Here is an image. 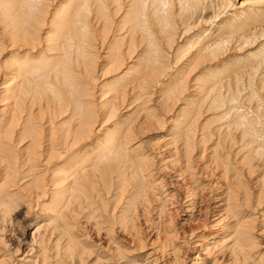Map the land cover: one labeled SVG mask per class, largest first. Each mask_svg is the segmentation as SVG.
<instances>
[{"label":"bare ground","instance_id":"obj_1","mask_svg":"<svg viewBox=\"0 0 264 264\" xmlns=\"http://www.w3.org/2000/svg\"><path fill=\"white\" fill-rule=\"evenodd\" d=\"M232 2L0 0V264H13V257L18 252L17 246L10 248V251L4 250L8 247L6 237L11 235L3 233L7 214L18 207L22 198L25 201L22 204L30 212L32 201L36 206L38 200L45 197L49 203L47 206L41 204V212L35 216L39 220H36L32 229L31 246L27 249L29 253L22 259H16L22 260L17 264H106L105 261L115 264L113 261L116 258L111 256L112 252L104 260L101 257L102 250L96 251L92 242L78 238L73 231L74 222L71 223L68 220L70 215L66 214L70 213L74 220L79 216L91 220V225L100 235V232L105 231L106 234L113 233L114 225L122 228L127 218L135 215L133 221L137 219L136 203L141 204L140 209L143 208L141 211L144 213H148L153 204L158 207L157 213L165 211L166 198L163 200L160 192L156 191L161 188L158 174L164 169L155 165V155L139 154L142 150L138 146L130 145L132 148H129L127 144L135 136L136 129L143 131L153 122L157 124L156 129L162 128L164 117L161 115L164 114H157L155 110L164 111L175 102H181L183 106H179V114L164 129L163 136L167 141L163 145L170 147L165 151L168 155L182 153L169 161L173 166L179 164L178 178L188 179L203 187L197 178L209 164L219 169L223 179L228 182L231 181L230 172L235 173L237 170L235 164L248 165L249 170H252L250 174L257 171L264 173V56L260 55L262 60L258 59L255 64L249 63L251 67L247 64L240 68L241 65H238L232 71L223 62L221 68L214 65L221 61L223 54L230 48L237 51L257 40H254L255 35L244 36L249 31L243 28L246 20L241 14L243 12L246 16L255 8L262 9L264 0H243L236 9L232 8L233 25L228 27V32L221 29L220 36L208 35L211 37L206 39L202 34L207 28L206 34H210L211 29L215 30L213 26L217 20L231 13L229 9ZM248 5L251 8L246 7ZM244 7V10L239 11ZM254 12L258 13L257 10ZM217 26L221 28L222 23ZM255 32L264 36V28H256ZM98 48H103V56L100 50L98 53ZM255 48L253 56L249 52V57L255 58ZM259 51L264 55V50ZM238 62L237 57L231 64ZM119 69L124 72L120 79L123 83L118 88H110L109 99L102 97L104 103L100 102V106H109L102 111L109 119L110 116H118L119 104L126 103L127 107L134 103V115L143 111V120L139 124L134 123L133 117L131 121L134 124H128L129 115L126 121L121 120L119 124V121H114V125L99 138L96 134L99 128H95L103 125V118L101 121L97 117L98 108L91 107L96 101H93V105L87 100L94 95L88 84L95 81L98 71L108 74L121 71ZM200 72L201 76L198 75ZM256 76L260 84L255 81ZM189 78L194 81H191L193 88L191 86L190 94L184 96L186 88L190 86L187 83ZM205 86L209 88L206 93ZM246 88L249 89V98L255 102L251 107L254 113H249V108H244L241 103L243 97L240 98V94L243 91L240 90L246 91ZM153 98L154 104L146 105ZM112 99H118L119 104H113ZM98 105L96 107H100ZM228 116L231 120L225 119ZM226 121H230V124H225ZM229 128L235 132L234 135L240 133L239 136H234ZM222 130L227 132L224 136L220 133ZM92 142L91 146L86 147L87 143ZM194 149L197 150L196 157L204 159L205 156H211L210 160L205 158L203 165L194 167L190 163ZM231 156L241 160L233 159L236 162L231 163ZM54 158L61 159V167H41ZM158 159L160 161L159 156ZM259 162H263L261 168ZM262 178L258 181L254 179L259 187L256 189L257 196L249 194L256 197L255 203L251 197L250 200L246 198L247 203L243 200L248 211H256L254 216L250 215V220L246 219V213L240 211L238 203L241 198L230 189L231 185L228 182V185L224 184L225 192L220 188L222 186L218 187L225 197L222 199L224 202L219 204L223 207L216 210L213 214L215 218L211 220L217 229L202 236L195 232L189 234V240L194 239L191 243L195 242L200 249L203 247L204 251H201L208 256L209 261H198L197 257L200 256L196 254L191 264H225L218 260L225 253L234 264H264V253L259 251L255 254L253 251L259 246L252 235L253 224L257 225L262 220L258 221V217L264 219ZM131 179H134V189L130 193ZM47 183L50 184V192L46 196ZM160 185H164L163 181ZM213 185L208 186L210 192ZM245 187L242 189L244 195L249 190L248 186ZM189 188L192 189L187 190L184 198L185 202L189 201V205L193 206L201 201L200 194L197 195L195 186ZM237 189L241 190L239 187ZM262 223L258 224L257 230H264ZM131 228H134L133 222ZM164 234L160 246L172 256V264H182L178 255L180 244L186 238L175 244L172 239L175 236L177 238L176 229ZM210 235L218 237L217 240L213 239L211 245L205 244L206 237ZM109 240L115 245V256L127 255H124L125 250H121L122 246L114 238ZM189 240H185L184 244H190Z\"/></svg>","mask_w":264,"mask_h":264},{"label":"rangeland","instance_id":"obj_2","mask_svg":"<svg viewBox=\"0 0 264 264\" xmlns=\"http://www.w3.org/2000/svg\"><path fill=\"white\" fill-rule=\"evenodd\" d=\"M232 1L233 2H232V4H230L231 6H230V9H229L231 11V13H227V14L224 15V17L222 16L220 18V20H217L216 25L213 26V28H215V30H212V29L210 30V32L212 34L211 33L210 34H206V31L208 32V28H207L206 31H204L202 33L205 36V39H206V37L209 38V37L213 36L214 34H216V36H220V33L219 32L221 31V29H225L226 32L229 31L228 30L229 29L228 27H230V26L233 25V20H232L233 17H231L232 14H233V12H234L233 9H236L238 7V5L241 3V1H243V0H232ZM70 4L72 6L73 2L70 3ZM246 7H249V5L246 6ZM249 8H251V6ZM244 9H245V7L242 8V9L240 8V10L239 9L238 10L239 11H242ZM254 10L255 11L257 10L258 13H256V12L252 13ZM253 11H251L248 14H246V16L242 12L241 16H242V18H244L246 20V24L243 27L244 30L251 32V33L248 32L247 34H244V36H251V35L253 36V35H255L254 36V40L256 38H257V40L253 41L254 43H252L250 46L243 47V48H241L240 50H237V51H235V50L233 51V49L230 48L225 54H223V57H221V61L218 62V64L220 66L218 64H214L218 68H221L222 67V64H225L226 66H228L229 70L232 71V70H236V68L238 67V65H241L240 68H243V67H246L247 64H249V63H254L255 64L256 61L258 62V59H259V61L262 60V57H260V55L261 56H264V55L261 54L262 52H260L259 49H261L262 51L264 50V48L262 47L264 45V36H260L258 32L257 33L255 32V30H256V28L257 29L264 28V7L262 5V9L258 10V9L255 8V9H253ZM242 18H241V20H242ZM257 20H258V22H257ZM220 23H222V27L221 28H219L217 26ZM208 35H211V36H208ZM258 41H260V42L258 43ZM260 43L263 44V45L261 46ZM255 47L256 48L258 47L257 48L258 50ZM254 48H255V50L257 52V53L254 52V55L257 54V55H255V58L252 57L253 56ZM99 50H100L101 53L99 52ZM97 51H98V53H100L101 56L104 55L103 54V51H104L103 48L102 49L98 48ZM249 52H252V56L251 57H249V55H250ZM247 54H248V56H247ZM237 57L239 59L238 64H231L233 62V59L234 60H237ZM251 58H253V60H251ZM231 59H232V61H230ZM247 59H249L248 62H247ZM250 60H251V62H250ZM250 67H251V65H250ZM218 68H214V69H218ZM119 70H121V69H119ZM260 71H263V69H261ZM201 72H202V70H201ZM201 72L198 75L201 76ZM102 74L103 73H100V71H98L97 74H95V76H96L95 77V81H93L95 83L93 84V82H92V84H91V81H90V83L88 84V85H90V89L92 90V93H94V95H93V98L87 99V100H89V102H92L93 105H94V102L96 101V103H95L94 106H91V105L90 106L91 107H94L95 109L98 108L99 110H101V111H99L97 109L96 114L98 115L97 117L100 120L103 118L102 119L103 121L101 120L103 122L102 123L103 125H98V127H97L96 126L97 123H95L96 125L94 124V126H96L95 129H98L99 128L97 131L100 134L96 132L97 137H99V138L102 137L103 136V133L106 132L108 129H110V127L112 125H114V121H119L118 122V124H119L122 121H126L125 119H128L129 118L128 117L129 115H131V116H130V118L128 120V124L133 123L131 121V119L133 117L135 118V119L134 118L132 119V120H134V123L135 122H138V124H139L143 120V118H142L143 111L142 112L141 111H138L139 113L137 112V114H136L138 116L134 115L136 113L135 111H133V109L135 107V104L134 103H132L130 105H127V107H126V103L124 105H121V104H119L118 99H112V101H113V104L116 103V106H117V104H119V106L117 107V110L119 111V114L120 115L118 113H116V114H118V116L117 115H113L114 117L113 116H110L109 119H107L105 117V112H103L102 110L108 109L109 106H107L108 107L107 108L106 106H100V104L101 103H104L103 99H106V97L108 99L110 98L109 96H111V94L108 92V91H110V88H112L114 86L116 88H118V87L121 86V84L123 82L120 79L123 76L122 74H124V72H123V70H121V71H117L116 73L111 72V73H108V74H103V75ZM202 74H204V73H202ZM259 75H257V76H259ZM257 76H256L257 79L255 81L257 82V84H260L261 81H259L260 79L258 80V77ZM117 78H119V81H118ZM111 79H112V81H111ZM114 81H115V83H114ZM191 81H193V80H190V78L187 79V83H190V84H188L190 86H188V88H186V90H185L186 93L184 92V96L189 95L190 94V92H189L190 89L193 88V84H192ZM111 82H113V83H111ZM163 82H166V80H163ZM101 84L103 86H105V84H106V87L103 88V86ZM113 84H115V85H113ZM101 87H102V89H100ZM106 88H109V89H106ZM208 89L209 88L207 86L204 87L205 93H206V90H208ZM246 89H247L246 91H244L242 89L240 90V92L243 91L242 92L243 94L242 95L240 94V98L241 97L244 98V100L242 98V100H241L242 102L241 103H242V105H244L243 106L244 108L245 107L246 108H249V113H254L255 111L252 108H253V105H254L255 102H253V100L250 99L251 97H250V95L248 93L249 92V89L248 88H246ZM201 90H202V87H201ZM99 92H102V93L100 94ZM244 92H245V94H244ZM98 94H99V96H98ZM102 97H103V99H102ZM98 99L99 100L102 99V100L99 101ZM98 101H99V105L97 103ZM154 101L155 100L153 98V100H151V103L148 102V103H146V105H148V104H149V106L150 105H153L154 104ZM97 105L100 106L102 109L100 107H96ZM123 106H125V107H123ZM171 106L166 107V109L164 111L163 110L161 111V109H158V110L156 109L155 110L157 112V114L158 113H160V114L163 113L164 115L166 114V116L161 115V116L164 117V121L161 122L163 124L162 128L159 127L160 129L159 128L156 129L157 128V126H156L157 124L155 125L154 122H153V123H150L151 125L149 124V126L143 128L144 133L140 129H136L135 136L134 137H131L132 138L130 140L131 142L129 144H127L129 148L131 146L132 147L133 146H138V148L142 150L141 152H139V154H143L142 152H144V154L146 153L149 156L150 155L151 156L152 155H155V158H154L155 165L156 166H159L158 167L159 169H161V168L164 169V171H161V172L159 170L160 173L158 174L159 181L160 182L163 181V184L164 185L161 186L160 185V182H159V187H161V188H159L160 190L158 188L156 189V191L158 193L160 192L159 194H161L163 196L162 197L163 200L165 198L167 199V200L165 199V201H164V210L165 211L161 213L162 216H161V214L157 213V208L158 207L156 208V206H154V204H153L154 207L151 205L152 208L150 209V211L148 213H146V212L144 213L143 211H141L143 208L140 209V207H142L141 204L138 205L136 203L134 206L136 207L135 209H137V208L138 209L137 210L134 209V210H135V214L137 213L136 214L137 215V219H135L133 221L134 216H135L134 215L132 218H129V219L127 218L126 219V221L124 222L125 227H124V224H123L122 228H117L114 225L113 226V230H112L113 233H111V234H108L107 233L108 234L107 235L106 234V231H105V233L104 232H100V235H99L98 232H97L98 234L96 233L95 226H92L93 223L91 222V220H87L83 216L82 217L81 216L75 217V220H74L73 219V216L70 213L69 214H66V215H68V216L70 215V217H72V218L69 217L68 220L71 223L74 222L73 223L74 224L73 231L77 233L78 238L79 239H82L83 241H90V242H92V246H93V248L96 251L98 249L102 250L103 253H102V256L101 257H103L104 260L108 259L109 253L112 252V254L111 253L110 254H111V256L113 255L112 256L113 258H116L113 261L114 263L116 262L115 264H119V263H121V264H125V263L126 264H172V262H171L172 256L170 257V255L167 254V251L165 250V248L162 249V247L160 246V244L162 243V240H163L162 236L165 235L164 233L167 232V231H168V233H170L173 229H176L177 230V238L175 236V238L172 239V243L178 244V242L180 243V241L182 240L183 237L186 238V239H184V241L185 240H189V234L190 233H194L195 232L196 234L202 236V235H206L207 233H210V231L216 230L217 229V225L215 223H212L211 220H214L215 217L213 216V214L216 212V210H218L219 208H222L223 207V206L220 207L219 204L224 202V201H222V199L225 197V195L223 193H220L221 192L220 190L224 189V192H225V190H226L225 189L226 188L225 185H228V184L231 185L230 189L232 191L238 193L239 196H240V198L242 199V200L240 199V201L242 203L239 201L238 206L240 207L239 208L240 211H243L244 213H246V219L250 220L251 217L254 216V212H256V211L253 212V210H249L250 212L248 211V209L246 208V203L248 202V201H246V198H248L249 200L252 198L253 204L255 203V198H256L255 196H257L256 193L258 192V190H256V189L259 188V187L257 188V183L256 182L258 181V179H260V178L263 177L264 173L263 172L261 173V172H258L257 171L254 174L253 173L250 174L252 170H249V166L248 165H242V164L241 165H237V164H235V162L241 160V158H239V159L236 158L237 159L236 160L235 157H233V156H231V158L229 157L230 158L229 161L231 163H234L235 166H236V168H237V170H236L235 173L230 172V174H229V179L231 180L229 182L231 184L227 180L223 179V177H222L223 175L221 174V172H219V169L215 168V166H213L212 164H209L207 167L204 168V170H201V172H200L201 174L197 178L198 180H200L201 186H203V187H200V185H197V184H193L192 182L188 181V179L187 180L186 179L185 180H181L180 178L177 177V176H179V174L177 173V168H178V165L179 164L176 163L177 165H174L173 166L172 164H170L169 161L173 157H176L177 154H180L181 155L182 153H177L174 156L173 155H168L167 152L165 153V151H167L168 148L170 149V147H168L167 145L166 146L163 145L167 141L166 139H164L166 137H164L163 134L165 133L164 132V129L167 128V127H169V125L172 123V120L176 117V115L179 114V111H180L181 107L183 106V104H181V102H178V103L175 102ZM179 106H181V107H179ZM250 111H252V112H250ZM101 114H104V115L101 116ZM115 116H117V117H115ZM121 117H122V119H121ZM165 117H167L168 119L165 118ZM123 118H124V120H123ZM136 118H137V120H136ZM140 118H142V119H140ZM225 119L226 120H231V118L229 116L227 118L225 117ZM226 122H225V124H227V125L230 124V121H226ZM104 123H106V124L104 125ZM223 124H222V127H225V125H223ZM94 126H93V128H94ZM147 128H149V129H147ZM229 130L234 135L235 132H233L232 129H230V128H229ZM222 131H224V132H222ZM222 131L220 133H221L222 136H224L223 134H225L227 132H226V130H222ZM137 133H138V136H137ZM216 133H217V131H216ZM239 134L236 133L234 136H239ZM97 137L94 139V142L96 141ZM92 144H93V142L92 143H87L86 144V147H89ZM162 152H163V154H161ZM207 152L205 153V155L208 154ZM196 153H197V150L194 149L192 151V153H191L192 155L190 156L191 157V162L190 163H193L194 167H200L201 165L204 164V162H205L204 159L207 158V156H205L204 159L202 158L203 159L202 160V159H199L198 157H196L197 156ZM158 156L160 158V161L158 159ZM210 157L211 156H209V158H207V159L210 160ZM161 158L164 159L163 162L161 161L162 160ZM233 159L236 160V161H233ZM200 160L203 161V162H200ZM60 161H61V159L54 158L49 164H46L45 166H41V167H44V168L47 167L48 168L50 165H54L53 168L57 169V168L61 167ZM163 164L168 165L169 168L168 167L166 168V166L163 167L164 166ZM261 164L263 165V162H259V168H261ZM212 168H214V170ZM196 169H198V168H196ZM205 171H207V172H205ZM213 171H214V175H213ZM165 172H166V174H165ZM243 173L246 174V175H248V176L244 175ZM0 174H1V172H0ZM206 174H207L208 177L206 176ZM210 174H212V175H210ZM242 175H243V177H242ZM238 178H239L240 182H238L239 181ZM254 179H256L257 181L254 180ZM242 180H244V181H242ZM130 181H131V183H130V186L129 187H130V190H131L130 193H131L133 191V189H134V185H133L134 184V179L133 180L131 179ZM263 181H264V179H263ZM227 182H228V184H227ZM253 182H255V183H253ZM185 183H186V185H185ZM189 183H190V186H189ZM209 183L212 184V185L215 184V185H213V189L211 190V192H210V189L208 187V186H210ZM243 184H245V185L243 186ZM193 185L196 187L197 195L199 196V194H200L199 197H200V200L201 201L198 200L199 202H197V204L195 203V204H193V206H191V205H189L190 204L189 201L188 202H185V198H184L185 196L184 195L187 192V190L190 189L189 187H191V186L194 187ZM254 185H256V186H254ZM186 186H189V187L186 188ZM204 186H205V188H204ZM219 186H222V187H220L222 189L218 188ZM247 186H248V188H247ZM197 187H198V189H197ZM238 187L241 188L240 191H238L239 190V189H237ZM243 187H245V189L247 188V190L249 189L247 191L248 193L245 191V193H246L245 195H244V190H242V189H244ZM252 188H254V189H252ZM49 189H50V184L47 183V185H46V196H47V193L50 192ZM250 192H252V193H250ZM254 192H255V194H254ZM168 194H169V196H168ZM249 194L250 195L252 194V195H255V196H250ZM161 195H160V197H161ZM214 195H217V196H214ZM246 195L248 197H246ZM209 197H210V199H209ZM196 198H198V197H196ZM205 200L206 201L208 200L207 201L208 203ZM218 201H220V202L219 203H216ZM139 202H140V200H139ZM22 203H25L24 198H22V201L20 199L18 207H15L14 209H12L7 214L8 215L7 216V220H6L7 223L5 222V224H4L5 226H4V230H3V233L4 234H11L9 237H6V238H8V240L6 239V243L8 244V247H6L4 250L10 251L9 249L12 248L13 246H15V247L17 246V249H18V252L16 253L17 255H15V257H13V259H14L13 264H17L18 262L22 261V260L16 261V259H22L25 255H27L26 253H29V252H27V249L31 246L32 229L34 228L35 223H37L36 220H39L38 218L36 219L35 216L39 212H41L40 205L41 204H44V205L47 206V204L49 203V200H48L47 197H45L43 199H39L38 202L36 203L37 204L36 206L33 205V201H32V203L30 205V206H32L30 208V212H27L26 211V209H25V206L26 205L25 204L23 205ZM244 204H245V208L246 209L244 208ZM100 206L101 205H99V207ZM118 208L119 207H117L116 210H118ZM258 209H259V207H258ZM213 210H215V211H213ZM251 211H252V213H251ZM250 215H252V216H250ZM258 215H259V213L256 215V217ZM189 216H190V218H189ZM259 220H261V221H259ZM258 221L259 222L257 223V225L258 224L261 225L262 222L264 223V219L262 217H260V218L258 217ZM89 222H90V225H89ZM132 222H133L134 228H131L132 227ZM253 225H254L253 226L254 229L252 230V235H253L254 238H256L255 241H256V243L258 242V246H259V247H256L253 251H254L255 254L258 253L259 251L264 253V230L263 231H261L262 229L257 230L259 228V225L258 226L256 224H253ZM93 227H94V229H93ZM263 229H264V226H263ZM157 234H159V236ZM167 235H169V234H167ZM81 237H83V238H81ZM84 238H85V240H84ZM110 238H112V239L114 238L117 241V242L116 241L115 242L118 243L120 245V247L122 246L121 247L122 248L121 250L122 251L125 250L123 252L124 255L126 253H127V255H125V256H123V255L122 256H120V255L119 256H115L114 253L116 251V248L114 247L115 246L114 243L112 244L111 241L109 240ZM217 238L218 237H216L214 235L207 236L204 243L205 244H208L209 243V245H211V242L213 241V239L214 240H217ZM184 241H183V243L180 244L181 245V247H180L181 250H180V254L178 255V260L181 261L182 264H191L193 262L192 259H194V257H195L196 254H199L198 256H200V257H197V260L198 261H203V260L209 261V258H207L208 256L203 252L204 251L202 249L203 247H201V249H200V247H198V245H195V242H194V244L191 243V242L194 241V239L189 240V243L190 244H188V245L184 244ZM133 249H135V250H133ZM201 250H203V251H201ZM1 251H2V249L0 250V252ZM34 252L35 251L33 250V253ZM161 252H162V255H161ZM126 257H128V258H126ZM118 258H119V260H118ZM154 258H156L157 260H155L153 262L152 260ZM133 259H134V261H132ZM255 259L257 260V258H255ZM218 260H219V262L222 261L225 264H227V263L228 264H234L235 263L231 258H229V256L227 258V254L226 253L224 254V257L222 259H218ZM104 263L109 264L106 261Z\"/></svg>","mask_w":264,"mask_h":264}]
</instances>
